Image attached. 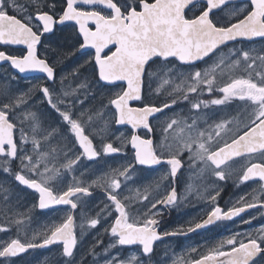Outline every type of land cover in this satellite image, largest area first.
<instances>
[{
  "label": "snow or ice",
  "instance_id": "1",
  "mask_svg": "<svg viewBox=\"0 0 264 264\" xmlns=\"http://www.w3.org/2000/svg\"><path fill=\"white\" fill-rule=\"evenodd\" d=\"M198 3H201V0H66V6L62 8L61 13H57L55 4H45L42 0H0V43L26 46V54L21 55H9L0 50V61H10L11 67L20 73L38 70L46 73L49 79H54V67L50 66L45 58H41L37 46L42 43L44 34L53 32L57 24L63 25L66 21H74L83 37L80 48L95 50L94 62L98 69L99 80L107 84L126 83L125 88L114 92L108 100V105L115 109L113 113L115 124L130 125L133 130L143 128L152 132L150 117L177 103L176 98L160 106L144 103L145 77L149 78L148 86L151 88V77L156 74L151 71L152 64L159 61L162 65H168L171 64L170 58H175L183 64H193L208 57L209 54L218 55L219 58L208 69L195 70L181 81L186 88L177 85L174 91L183 93V100L189 99L188 93L202 92L203 85L207 86L209 93L218 91L223 94L221 98L210 101L192 102L193 109H199L201 105L204 107L209 104L222 105L233 99L245 102L250 108L248 118L243 122L242 128L239 124L236 126L230 142L224 140L221 143L222 133L226 135L233 132V128L229 127L233 124L232 120L217 123L214 135L209 133L206 136L204 131L196 130L195 119L191 124L185 123L183 127L177 119H171L167 123L163 132L169 133L171 130L180 144L176 152L168 153L167 158L163 152H157V147L151 138H143L133 132L126 142L134 149L136 164L153 166L163 161L170 166L168 175L173 178L183 167L180 156L184 151L189 153V167H199L201 175L208 172L219 180L227 178L226 172L221 167L226 165L227 161L245 154L250 157L258 154L261 158L260 162H250L239 180L246 182L258 177L260 181H264V50L253 54L255 50L241 48L230 50L227 56L221 55V46H226L229 41L238 38L264 37V0H250L246 13L244 9L239 10V13H245L242 18H239V13L236 11L228 13L227 22L223 18L213 17L214 10H223L228 0H204L197 15L194 10ZM45 8L51 9V12ZM189 12L192 15H188ZM232 17H236L235 22H231ZM90 24L94 25V29L89 26ZM241 65L246 75H230L222 85L217 83V69L219 75L223 76L225 69L234 71ZM168 71L172 69L169 68ZM164 83L169 81L165 80ZM40 90L47 98L48 104L59 113L60 118L67 125V132L74 137L75 143L82 150L74 158H68L65 154L67 163L61 164V168L71 170L81 156L92 159L102 154L122 151L123 145L116 147L113 143L103 142V139L98 150L87 132V125L92 121V116L88 115L85 120L84 111L77 114L71 108L62 110L59 105L64 101L59 97L54 101L49 87L44 86ZM132 101H141L143 106L132 107ZM22 102L23 98L18 97L15 102L0 105V156L20 160L21 171L14 174L15 180L39 193L41 209L51 205H70L72 209H76L77 203L72 198L79 194L89 195L91 185L86 187L77 183L69 185L63 191L54 190L50 181L60 175V168L50 169L45 163L44 172L39 171L41 163L50 153L36 151L35 159L33 155L28 154L24 145L29 141L23 129L19 144L14 138L17 124L11 114ZM97 115L101 114L97 113ZM29 117L35 120L33 113L25 114L24 119ZM38 128L39 124H36L32 129L34 135L31 142L34 151L41 148V140L35 135ZM185 129H188L187 138H185ZM56 131L57 129H52L44 139L47 140ZM193 131L196 132L195 136L192 135ZM161 147L163 148V144ZM52 151L54 152L55 149ZM133 167L134 165L129 164L122 170L113 169L111 175L102 176L93 181V184L105 188L107 199L111 201L118 214L110 227L105 229V232L110 231L111 236L115 238V243L109 247H115L117 244L121 246L138 244L142 246L143 254L147 255L153 251L154 242L161 238L156 228L157 213L149 214L150 209L142 218L130 216L127 205L118 198L119 193L116 191L121 188L119 177L127 179ZM25 170L27 173L39 176V180L33 175L23 174ZM5 171L9 169L5 168ZM261 193L264 194V185H261ZM218 195L217 191L208 199L214 204ZM137 196H140L139 192ZM148 198L149 194L146 190L142 199L148 200ZM257 199V196H253V200ZM177 200L176 190L172 188L163 197L152 202L151 208H156L157 204L173 205ZM243 201L244 198L241 197L238 203ZM252 207H256V204L243 202L242 206H233L227 211L214 206L207 214V219L189 225L186 231L194 232L214 221L232 219L239 216L246 208ZM101 211L107 215L112 214L109 205H105ZM100 220L101 216L98 213L96 217L90 218L88 223L91 227H96ZM16 223L19 225L22 221L17 220ZM3 230L0 228V231ZM175 234L177 233H163L165 236ZM180 234H184L183 229L180 230ZM34 240L35 237L22 242L17 236L9 242H4L0 244V257H15L29 248L43 247L56 242H62L64 256L73 257L77 245L73 216L69 214L62 223L54 224L50 234H44L42 244H37L33 242ZM192 251L195 252L196 249L193 248ZM258 254L264 255V227L259 229L256 235L238 233L229 236L209 248L198 259H192L187 264H253ZM132 260L137 261V264H143L135 256ZM68 264H72V261H68ZM107 264H125V262L114 258ZM128 264H131V261Z\"/></svg>",
  "mask_w": 264,
  "mask_h": 264
},
{
  "label": "flooded vegetation",
  "instance_id": "2",
  "mask_svg": "<svg viewBox=\"0 0 264 264\" xmlns=\"http://www.w3.org/2000/svg\"><path fill=\"white\" fill-rule=\"evenodd\" d=\"M42 3L55 4L57 13H61L62 8L66 6V0H42ZM201 4L198 3L194 10L197 15ZM249 6V2L231 3L224 6L223 10L215 11L213 18H223L227 22L229 20L228 13L235 8L244 9L246 13ZM45 10L51 12L49 8H45ZM245 13H239V18H242ZM188 15L192 14L189 12ZM235 19L236 17H232L231 22H235ZM89 26L94 29V25L90 24ZM82 41L78 26L74 23L57 24L53 32L44 34L42 43L37 46L38 54L41 58H45L50 66L54 67V79L51 80L46 73L38 70L18 73L9 62L0 64V79L10 78L15 86L19 85V93L14 95L0 88V105L13 102V100L15 102L18 97L23 98V102L11 114L17 124L14 138L18 144L20 143L21 129H23L28 136L29 142L24 145L28 154L33 155L35 159L36 151L50 153L41 163L39 171L44 172L45 163L50 169L60 168V175L50 181L55 191L66 190L69 185L77 183L86 187L91 185L89 195L79 194L72 198L77 203L76 209H72L70 205H51L41 209L39 193L15 180L14 174L21 171L20 160L0 156V228L4 229L0 231V244L9 242L17 236L22 242H27L35 237L33 242L42 244L44 234H50L52 226L62 223L69 214L73 216L74 232L77 237L73 257L64 256L62 242H56L43 247L29 248L15 257H0V264H68V261H72V264H107L114 258L117 261H124L125 264H128L129 261L131 264H137V261L132 260L133 256L143 264H187L192 259H198L209 248L229 236L238 233L256 235L259 229L264 227V194L261 193V185H264V181H260L257 177L241 182L239 177L250 165V162H260L261 158L258 154L251 157L245 154L227 161L226 165L221 166L226 172L227 178L219 180L208 172L201 175L199 167H189V153L184 151L180 156L183 167L173 178L168 175L170 166L163 161L161 164L153 166L136 164L134 149L126 142L133 132L143 138H151L157 147V152H163L167 158L169 152H176L180 147L178 139L174 138L171 130L169 133L163 132L171 119L179 120L181 127L185 123L191 124L195 119L196 130L204 131L206 136L209 133L214 135L217 123L223 120H232L233 124L229 127L233 128V132L226 135L222 133L221 143L224 140L230 142L236 126L239 124L242 128L243 122H246L248 118L250 108L245 102L233 99L222 105L209 104L207 107L201 105V108L193 109L192 102L210 101L221 98L223 94L218 91L209 93L207 86L203 85L201 86L202 92L188 93L189 99L183 100L181 97L183 93L174 91L177 85L186 88V85L181 84V81L188 76V69L200 67L218 55L213 54L208 59L194 65L183 64L175 58H170L171 64L168 65H162L159 61L152 64L151 71L156 74L151 77V88L148 86L149 78L145 77L144 103L160 106L165 102H170L172 97L177 99V103L150 117L153 131L148 132L143 128L133 130L130 125L115 124L113 120L115 109L108 105L111 96H108V91L111 92L115 88L119 91L126 86L124 84L107 85L99 80L98 69L94 62L95 52L81 49ZM263 44L264 38L255 41H237L221 47V55H225L229 49L234 47L247 48ZM0 50L9 55L26 54V47L16 48L0 45ZM105 51L107 52V50ZM169 68L172 71H168ZM165 71L168 74L165 80L169 83L158 86L157 84L162 80L161 76ZM230 75L237 76L238 73L230 72L223 76L218 74L217 83L222 85ZM93 77L98 81L95 88L89 80ZM44 86L49 87L52 91L54 101L58 97L64 101L59 105L62 110L71 108L77 114L84 111L86 113L85 120L88 115L92 116V121L87 125V132L98 150L103 139V142L113 143L116 147L123 145L122 151L102 154L92 159L81 156L71 170L61 168V164L67 163L65 154L68 158H74L82 150L75 143L74 137L67 132V125L62 121L59 113L48 104L47 98L40 90ZM64 93H68V95H64ZM12 98L14 99L12 100ZM131 106L142 107L143 103L132 101ZM27 113L35 114V120L31 117L24 119ZM97 113L101 115H97ZM36 124H39V128L35 135L37 139L41 140V148L34 151L31 141L34 135L32 129ZM52 129H57V131L45 140L44 137ZM187 133L188 129H185V138H187ZM195 134L196 132L193 131L192 135L195 136ZM53 149H55L54 152ZM129 164L134 165L130 176L127 179L119 177L121 188L116 191L119 193L118 198L127 205L130 216L142 218L145 213H149L150 209L149 214L157 213L155 215V219L158 221L156 228L161 234V238L154 242L153 251L147 255L143 254V248L138 244L124 246L117 244L115 247H109L115 243V238L111 236L110 231L105 232V229L110 227L114 222V217L118 214L111 201L107 199L105 188L93 184V181L98 178L111 175L113 169L122 170ZM5 168L9 171H5ZM23 174L35 176L34 173H27L26 170ZM50 174L48 173V175ZM35 178L39 180V176H35ZM189 185H191V189H189ZM172 188L176 190L177 202L173 205L157 204L156 208L152 209L151 203L157 198L163 197ZM146 190L149 198L143 200L142 196ZM217 191L219 195L213 204L208 197L215 195ZM137 192L140 193L139 197ZM253 196H257L258 199L253 200ZM125 197L129 199L125 200ZM241 197L244 198L243 202L254 203L256 207L246 208L239 216L232 219L214 221L194 232L186 231L189 225L207 219V214L214 206H219L224 211L233 206H242L243 202L238 203L241 201ZM105 205L110 206L111 215L101 211ZM98 213L101 216L100 223L96 227H91L88 220L96 217ZM17 220L22 223L18 225ZM245 221H250V223H245ZM181 229L184 230V234H180ZM165 232L177 234L165 236L163 235ZM193 248L196 249L195 252L192 251ZM253 264H264V255L258 254L254 258Z\"/></svg>",
  "mask_w": 264,
  "mask_h": 264
},
{
  "label": "rangeland",
  "instance_id": "3",
  "mask_svg": "<svg viewBox=\"0 0 264 264\" xmlns=\"http://www.w3.org/2000/svg\"><path fill=\"white\" fill-rule=\"evenodd\" d=\"M233 11H236V12H238L239 11V8H235ZM190 14H192L191 12H190ZM238 49H241V48H238V47H234V48H231V49H229L228 51H227V53L224 55V56H227V55H229L230 54V50H238ZM244 50H255V52L253 53V54H255V53H258V52H261V50H264V44L263 45H260V46H250V47H247V48H243ZM219 57L218 56H216V57H213V58H211L210 60H208V61H206L205 63H203L200 67H197V68H192V69H188L187 70V72H188V75H189V73H191V72H194L195 70H205V69H208L209 68V66L210 65H212L213 64V62L214 61H216L217 59H218ZM257 64H259V61H257ZM258 71L260 70L259 68L257 69ZM230 72H232V73H238V75L237 76H240V75H243V74H246L244 71H243V65H241V67L240 68H237V69H235L234 71H232V70H228V69H225V74L224 75H227V74H229ZM219 74V69H217V75ZM168 74H166V71H165V73H163L162 74V76H161V81H160V83H158L157 85L159 86V85H161V86H163L165 83H164V81H165V79H166V76H167ZM90 80V82H91V84L93 85V88H95V84L96 83H98V81H97V79H95L94 77L93 78H91V79H89ZM0 88H3L6 92L7 91H9L10 92V94H12V95H14V94H18L19 93V85H14V83H13V80H11L10 78H4V79H0ZM157 82V81H156ZM155 82V83H156ZM162 83V84H161ZM117 91V88H115V89H113L111 92H116ZM109 92V95L108 96H110V95H112L113 93H111L110 91H108ZM14 98H12V100H13ZM13 102H14V100H13Z\"/></svg>",
  "mask_w": 264,
  "mask_h": 264
},
{
  "label": "water",
  "instance_id": "4",
  "mask_svg": "<svg viewBox=\"0 0 264 264\" xmlns=\"http://www.w3.org/2000/svg\"><path fill=\"white\" fill-rule=\"evenodd\" d=\"M204 2V0H201V3H203ZM237 2H249L250 3V0H228V3L226 4V5H228V4H231V3H237ZM225 5V6H226ZM224 7V6H223ZM187 11V10H186ZM215 11H218V10H214V12ZM66 23H74V24H76L74 21H66L64 24H66ZM58 25H61V24H58ZM77 25V24H76ZM78 26V25H77ZM78 32H79V26H78ZM46 34H50V33H46ZM79 35H80V33H79ZM81 36V35H80ZM82 37V36H81ZM262 38H264V37H254V38H252V39H245V38H238L237 40H235V41H229V42H227V45L228 44H231V43H234V42H237V41H255V40H258V39H262ZM82 39H83V37H82ZM0 45H3V46H5L4 44H2V43H0ZM9 46H12V47H16V48H21V47H26L25 45H9ZM221 47H223V46H221ZM84 50H93L94 52H95V50L94 49H91V48H84ZM211 55H213V54H209V56L208 57H205L203 60H198V61H195L193 64H186V65H194V64H197V63H200V62H202V61H204V60H206V59H208ZM4 63H6V62H4V61H0V64H4ZM9 63H10V61H9ZM11 64V63H10ZM18 73H20L17 69H15ZM51 80V79H50ZM103 82V81H102ZM103 83H105V84H107L106 82H103ZM117 84H124L125 86H126V83H124V82H116L115 84H107V85H117Z\"/></svg>",
  "mask_w": 264,
  "mask_h": 264
},
{
  "label": "bare ground",
  "instance_id": "5",
  "mask_svg": "<svg viewBox=\"0 0 264 264\" xmlns=\"http://www.w3.org/2000/svg\"><path fill=\"white\" fill-rule=\"evenodd\" d=\"M179 71H180V70H179ZM177 75H178V74H177ZM178 76H179V75H178ZM171 96H172V95H171ZM171 96H170V97H171ZM174 97H175V95H174ZM181 97H182V96H181ZM172 98H173V97H172ZM172 98H171V99H172ZM177 98H178V97H177ZM169 99H170V98H169ZM178 99H179V98H178ZM64 262H65V261H64ZM59 263H61V262L59 261ZM67 263H68V262H67Z\"/></svg>",
  "mask_w": 264,
  "mask_h": 264
}]
</instances>
